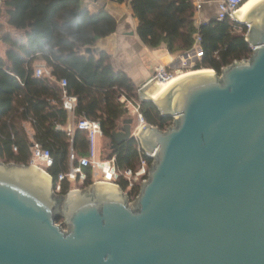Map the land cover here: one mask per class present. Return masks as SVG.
Here are the masks:
<instances>
[{
	"label": "water",
	"instance_id": "water-1",
	"mask_svg": "<svg viewBox=\"0 0 264 264\" xmlns=\"http://www.w3.org/2000/svg\"><path fill=\"white\" fill-rule=\"evenodd\" d=\"M242 23L248 59L194 71L159 99L152 81L140 89L173 121L137 135L155 156L133 204L104 184L57 196L36 167L0 161V264H264V0Z\"/></svg>",
	"mask_w": 264,
	"mask_h": 264
},
{
	"label": "trees",
	"instance_id": "trees-1",
	"mask_svg": "<svg viewBox=\"0 0 264 264\" xmlns=\"http://www.w3.org/2000/svg\"><path fill=\"white\" fill-rule=\"evenodd\" d=\"M129 2L138 19L137 34L151 49L166 48L170 53L192 48L196 35L204 57L195 70L210 68L221 74L235 61L252 54L246 40L247 28L227 18L195 24L193 0H114ZM14 29L1 38L6 46L0 54V161L29 166L34 143L48 150L53 165L46 169L56 184L58 176L70 168V153L76 160L88 153L87 134L76 129L72 138L58 130L66 125L63 93L78 99L75 120L87 117L100 122L103 137L112 139L129 115L121 96L139 101L145 122L160 130L172 124L150 101L139 99L138 86L123 71L115 69L106 51H96V43L117 31L116 18L106 10L90 12L80 0H3L0 13ZM92 48V53L87 52ZM51 69L52 78L35 76L38 58ZM66 85L62 86L61 82ZM112 149V148H111ZM120 171L137 169L140 164L139 142L133 138L111 150ZM91 180V170L86 168ZM123 190L127 181H119ZM71 188L62 183L61 193ZM140 188L128 190L133 200ZM66 227L63 219L58 220Z\"/></svg>",
	"mask_w": 264,
	"mask_h": 264
},
{
	"label": "built area",
	"instance_id": "built-area-1",
	"mask_svg": "<svg viewBox=\"0 0 264 264\" xmlns=\"http://www.w3.org/2000/svg\"><path fill=\"white\" fill-rule=\"evenodd\" d=\"M247 0H221L218 5L219 13L217 20L222 21L227 18L233 20L236 23L243 24L241 20L237 19L233 13L237 11L244 5ZM3 4V0H0V8ZM196 13L200 11L201 4L197 3ZM205 23V22H203ZM202 24V23H201ZM246 26L247 30L249 28ZM247 34V32H246ZM245 34V35H246ZM201 37L196 35V42L194 46L188 50L181 51L177 58L169 65L160 64L155 70L153 76L143 84L140 88L142 89L148 83L152 82H167L171 80L179 71L186 69H194V66L198 61L204 57V52L200 46ZM251 46V45H250ZM252 52L255 47L251 46ZM35 76L41 77L46 76L52 78L51 69L46 66V64H40L36 66ZM151 82V83H152ZM62 86L66 85L65 81L61 82ZM139 89V90H140ZM142 100V99H140ZM121 101L125 103L126 108L133 109L134 114L137 116V123L132 128V134L134 138L139 142V155H140V164L137 169L127 168L124 171H120L116 165L115 157L112 158H101L99 152V140L103 137V130L100 122L92 120L87 117H82L79 120H75V110L77 107L78 99L76 96L69 95L66 90L63 93V108L65 109L68 120L66 125H57L58 130L66 132L67 136L70 138L73 137L76 129L81 130L87 134L89 149L88 153L85 156L78 158L77 163L74 164L76 160V155L74 151L71 150L70 153V168L66 173H61L58 176L56 184L53 181V191L56 195L65 196L61 193L62 183L64 181L69 182L70 184H80V187H76L74 190H70L66 193L69 194L73 191H80L82 188L92 187L97 184H111L117 188H121L120 179L127 181L128 189L134 187H141L142 184L148 181L149 170L153 163L155 153H150L146 151L137 135L141 129L147 124L145 119L140 112V103L139 101L127 99L125 96H121ZM32 159L29 165L36 168H40L41 165H44L47 168L53 165L52 155L48 150L43 149L39 143H34L32 148ZM86 168L91 170V180L88 182L89 175L86 172ZM41 169V168H40ZM47 172V171H46ZM48 173V172H47ZM49 175V174H48ZM53 179V178H52ZM87 186V187H86ZM81 188V189H80ZM122 189V188H121ZM128 196V191H123ZM138 195L130 200V203H134Z\"/></svg>",
	"mask_w": 264,
	"mask_h": 264
},
{
	"label": "crops",
	"instance_id": "crops-1",
	"mask_svg": "<svg viewBox=\"0 0 264 264\" xmlns=\"http://www.w3.org/2000/svg\"><path fill=\"white\" fill-rule=\"evenodd\" d=\"M81 4L94 13L106 10L118 23L117 31L101 38L96 43V51H106L115 69L125 72L139 87L147 82L160 64L169 65L181 52L170 53L166 48L151 49L146 46L137 34L138 19L134 16L129 2L117 3L114 0H80ZM201 4L196 13L195 24L216 19L221 0H193ZM43 62L39 57L36 66ZM100 141V140H99ZM100 143V142H99Z\"/></svg>",
	"mask_w": 264,
	"mask_h": 264
},
{
	"label": "rangeland",
	"instance_id": "rangeland-1",
	"mask_svg": "<svg viewBox=\"0 0 264 264\" xmlns=\"http://www.w3.org/2000/svg\"><path fill=\"white\" fill-rule=\"evenodd\" d=\"M83 6V5H82ZM7 18H6V14L4 13V11H2L1 13H0V54L1 55H4L5 54V51H6V46L1 42V38L5 35V34H7V33H9V32H14V29L12 28V27H10L8 24H7V20H6ZM42 64H45L44 62H41ZM158 67V66H157ZM156 67V68H157ZM203 69H209V70H211V71H213L214 72V70L213 69H210V68H203ZM203 69H200V70H203ZM194 71H197V70H195V69H186V70H183V71H179L176 75H179V74H182V73H192V72H194ZM175 75V76H176ZM153 83V82H152ZM143 86V84L142 85H140L139 87H138V95H139V99H141V97H140V88ZM129 115L126 117V119L127 118H133V120H134V122H133V124H132V128L136 125V123H137V116L134 114V110L133 109H130L129 110ZM122 125H123V122H122ZM121 125V126H122ZM100 143H99V152H100V157L101 158H107V157H109L110 155H111V140L110 139H107V138H104V137H102L101 139H100V141H99ZM40 168L41 169H43L45 172H46V167L44 166V165H41L40 166ZM39 168V169H40ZM49 178H50V184L51 183H53V181H51V179H52V177L49 175ZM76 187H80V184H71V189L72 190H74ZM87 187V186H86ZM94 186H92V187H87V188H80L81 190L80 191H83V190H86V189H90V188H93ZM121 187V186H120ZM118 189H120V190H123V189H121V188H118ZM129 189H127V190H123V191H128ZM128 193V192H127ZM56 195V194H55ZM64 195V194H63ZM57 196H59V195H57ZM65 196H68V194L66 195L65 194ZM128 197V196H127ZM129 198V197H128ZM130 204H132V203H130ZM63 219V218H62ZM63 222H64V219H63ZM58 223L59 224H62L61 222H59L58 221ZM64 228H66V227H64Z\"/></svg>",
	"mask_w": 264,
	"mask_h": 264
},
{
	"label": "bare ground",
	"instance_id": "bare-ground-1",
	"mask_svg": "<svg viewBox=\"0 0 264 264\" xmlns=\"http://www.w3.org/2000/svg\"><path fill=\"white\" fill-rule=\"evenodd\" d=\"M262 0H247L244 5L237 11L236 15L238 16L237 19L244 21L247 12L257 3H259ZM200 72H211L209 69H203ZM191 74H194V72L190 73H182L179 75H176L171 80L167 82H153L146 88V93L151 97V99H159V97L165 92V90L174 82H178L180 79L185 78ZM35 170L38 172L39 177L44 180L48 185L50 184V178L47 172H45L43 169L35 168ZM102 186H108V187H115L117 192L118 188L116 186H113L111 184H104Z\"/></svg>",
	"mask_w": 264,
	"mask_h": 264
}]
</instances>
